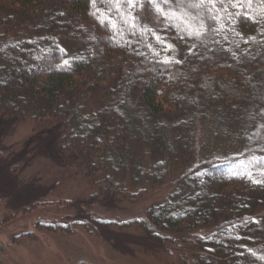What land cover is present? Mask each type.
Masks as SVG:
<instances>
[{"label":"trees","instance_id":"obj_1","mask_svg":"<svg viewBox=\"0 0 264 264\" xmlns=\"http://www.w3.org/2000/svg\"><path fill=\"white\" fill-rule=\"evenodd\" d=\"M162 7L175 13L164 26L136 9L130 27L123 0H0V117L58 123L63 165L105 198L176 184L106 226L135 224L157 243L204 229L190 264H264V0ZM199 130L211 135L202 152Z\"/></svg>","mask_w":264,"mask_h":264},{"label":"rangeland","instance_id":"obj_2","mask_svg":"<svg viewBox=\"0 0 264 264\" xmlns=\"http://www.w3.org/2000/svg\"><path fill=\"white\" fill-rule=\"evenodd\" d=\"M152 26H164L147 5L140 13ZM61 132L50 120L0 117V264H190L194 234H172L157 243L135 224L150 204L171 192L170 182L137 197H104L95 179L63 165L56 149ZM199 150L210 144V133L195 131ZM203 147L200 148L202 152ZM178 162L170 177L183 172ZM177 184V189L186 185ZM264 217V207L257 211ZM54 224L68 230H54Z\"/></svg>","mask_w":264,"mask_h":264},{"label":"snow or ice","instance_id":"obj_3","mask_svg":"<svg viewBox=\"0 0 264 264\" xmlns=\"http://www.w3.org/2000/svg\"><path fill=\"white\" fill-rule=\"evenodd\" d=\"M93 2H95V0H93ZM147 4H151L153 5V8L155 9V12L157 14V18H159L160 16H164V18L168 21H171L172 17L175 15V13H171L166 14L164 12V9L162 7V5H167L173 2V0H146ZM176 2V6L178 8H185V7H191V8H198L201 5H204L206 3L211 4L214 7L218 6L219 4H223V3H230V4H235L238 3L239 0H199V3H190L188 2V0H175ZM248 2H251V0H248ZM124 3V8L127 10V17L128 19L125 21V23H128L130 27H135L136 26V21L139 19L137 13H136V9H140V10H144L145 5L141 3V0H123ZM119 10V9H118ZM209 15H211V11L212 9L210 8H206L205 9ZM212 19H217L216 16H212ZM211 31L217 32L218 33V29H210ZM145 31H151L150 28H145ZM154 38L157 40L158 43H162L160 41L159 36L155 35V33H153ZM189 36L193 35V33H188ZM195 35L200 36L201 33H195ZM245 43H247V41H245ZM167 50H171L172 45H167L166 46ZM192 49H189V54H192ZM142 55V53H139ZM161 63L164 64H168V63H172L173 61L171 59L166 58L163 61H160ZM69 62L67 60L64 61V64L67 65ZM175 63L179 64L181 63V61L177 60L175 61ZM257 182V181H254Z\"/></svg>","mask_w":264,"mask_h":264}]
</instances>
